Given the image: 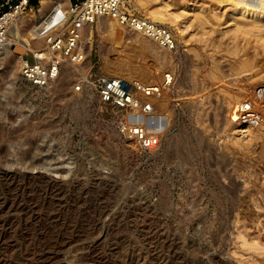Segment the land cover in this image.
<instances>
[{
    "label": "rangeland",
    "instance_id": "rangeland-1",
    "mask_svg": "<svg viewBox=\"0 0 264 264\" xmlns=\"http://www.w3.org/2000/svg\"><path fill=\"white\" fill-rule=\"evenodd\" d=\"M126 6L167 15L175 47L163 53L173 63L126 32L109 35L98 19L83 29L86 74L115 77L108 69L138 64L160 73L147 84L172 76L153 151L120 133L119 110L76 89L82 73L61 67L56 83L36 90L18 60L11 71L0 54V264H264V121L247 132L228 120L223 99L237 91L236 76L244 102L264 84V31L241 33L230 7L208 0ZM32 14L39 19L37 7L24 16ZM247 56L258 74L238 73Z\"/></svg>",
    "mask_w": 264,
    "mask_h": 264
},
{
    "label": "built area",
    "instance_id": "built-area-1",
    "mask_svg": "<svg viewBox=\"0 0 264 264\" xmlns=\"http://www.w3.org/2000/svg\"><path fill=\"white\" fill-rule=\"evenodd\" d=\"M44 0H0V50L9 36V27L20 16L32 11ZM41 30L46 49H25L20 75L29 87L45 89L53 83L64 61L82 63L86 58L81 45L83 29L87 24L96 22L100 17L108 16L122 25L133 26L144 32L165 49L175 47V38L165 25L145 19L137 13H130L122 0H57ZM70 5L65 8L62 2ZM36 2V4H35ZM51 21V22H50ZM48 22V23H47ZM50 22V23H49ZM56 30H53L54 28ZM172 77L166 74L160 84H147L137 80L86 74L76 87L91 88L99 100L119 110L122 116L116 126L128 140H132L141 151L150 152L157 148L161 132L156 129L159 123L158 113L154 108L153 97L159 96L170 86ZM258 96L261 94L257 91ZM239 118L251 125L259 126L261 119L255 114L252 103L245 101L237 109Z\"/></svg>",
    "mask_w": 264,
    "mask_h": 264
},
{
    "label": "bare ground",
    "instance_id": "bare-ground-1",
    "mask_svg": "<svg viewBox=\"0 0 264 264\" xmlns=\"http://www.w3.org/2000/svg\"><path fill=\"white\" fill-rule=\"evenodd\" d=\"M208 1L213 3V4H219V5L224 4L225 6H229L230 7L229 8L230 9L229 10L230 11V19H232L235 22V24L237 26V30L240 31L241 33H244V34H250V33L256 34L257 33L260 36L263 35L264 25L261 24L260 21L262 19H264V0H208ZM57 2H58L57 0H44V1H42L43 5H44V10L40 11L39 19L34 14H32V16H30V18H27L24 15H22V16L18 17L13 22V24L9 27V36L7 38V42L4 45V47L0 50V54L2 55L5 53V56L2 58V60L5 61V63L7 64V67H9L11 69V71L15 70V67H16L15 60L16 61L18 60V62L20 64L19 69L21 71V63H22V58H23L22 56L24 55V52H22V50L24 51L26 48L32 49V50H38V49L45 50L47 48L46 46L41 47L42 45H45L44 39L41 36V30L44 27V23H45L46 19L48 18L50 11L56 5ZM122 2H123L124 7L130 13H134L133 10H130L129 7L126 6V0H122ZM62 5H63V7L67 8L70 5V3L68 1H65V2H62ZM145 14H146L145 19H148L150 21L156 22V23L161 24V25H165L166 21L168 20L167 15H165L161 11L149 10ZM99 19H100L99 20L100 24L97 25V27L104 29L105 31H107L109 33V35L117 38V37H121L126 32V37H127L126 39H129V41L133 45H135L137 48L150 53L153 57H155L157 59L164 60L168 64L173 63V59H172L173 57L171 58L169 55L163 53V51L166 49L163 48L155 40L148 37L144 32L137 30L133 26L122 25L119 21L112 19L108 16L100 17ZM248 19H250L256 23L250 24L247 21ZM95 23L96 22L87 24L84 29L86 31L91 29L93 26H95ZM251 25L253 28L251 27ZM57 28H59V27L52 29V31L56 30ZM166 28H168V27H166ZM18 45H21L22 47H24V49L20 48ZM25 52H26V50H25ZM253 62L254 61L252 59V56H247L246 58L241 59L239 61V65L242 67V70H241V72H238V73L239 74L244 73L243 75H245V73H249V74L254 73L255 71L252 73L250 72L251 70L256 68V66H252ZM214 65H216V63ZM61 67H65V71H66L67 75L75 74L77 72L82 73L83 75H86V72H87L86 69H88L90 67V62L86 58L80 64H74V63H71L70 61H64L61 65ZM126 67L127 68H125V69H121V68L117 69V67H116V69H108L107 68L108 74H112L115 77H120V78L125 77V78H128L129 80H138V81H142V82L145 81L146 83H151V81H154L160 75V73L157 74V68L154 69L153 67H146L144 65H138V64L137 65L136 64H130V65L126 64ZM257 68H258V66H257ZM216 69H218V68H216ZM218 71H220V70H218ZM259 72L261 73L262 71H259ZM255 74H258V72H255ZM60 76H61V73L59 72L57 79L53 83H51L50 85H53L54 83H56V81L60 78ZM235 76H236V74H235ZM232 77H234V76L232 75ZM236 77H238V76H236ZM236 77L231 79V80H233V81L235 80L237 82L235 87H233L234 89H232V90L236 89L237 91L234 94L228 92L223 96V99H224L226 107H227L226 112H228V120H232L233 122L232 121H230V122H232L233 124H236L239 122L245 123L237 115V109H238L239 105L244 102L243 99H240L237 97V94L243 92L244 86L242 85V87H241L239 85L240 84L238 82L239 79L237 81ZM239 78H240V76H239ZM218 81H220V80L218 79ZM223 81L221 80V82L219 83V85L217 87H219L220 85H223V83H224ZM172 82H173V80L171 81V83ZM230 83H231V81H230ZM227 84H228V82H227ZM241 84H243V83H241ZM50 85L48 87H50ZM224 87H225V85H224ZM230 87L232 88V86H230ZM167 89H168V87H166V89L163 91L162 94L150 99L154 105L155 110L163 108V112L164 113L167 112V110H168L167 107L169 105L168 104L169 101H167V99L164 95L165 91ZM208 89H210V88H208ZM244 91H245V88H244ZM254 91L255 92H254L253 96L249 99V102L252 103L255 114L263 122L264 121V114H263L264 113V84L259 83V85H257L255 87ZM257 91L260 92V94H261L260 97L258 96ZM201 97H203V96L202 95H200V96L190 95V96H186L185 99H191V100L198 101ZM202 100H203V98H202ZM198 104H199V101H198ZM158 115H160V114H158ZM164 115H162V117ZM163 127H164V129H166L165 124ZM245 127H246V129L249 127L247 129V132L252 130L251 125L247 124ZM245 127L240 132L244 133L246 131V130L243 131L245 129ZM161 132H163V131L161 130ZM225 165H227V164H225Z\"/></svg>",
    "mask_w": 264,
    "mask_h": 264
},
{
    "label": "trees",
    "instance_id": "trees-1",
    "mask_svg": "<svg viewBox=\"0 0 264 264\" xmlns=\"http://www.w3.org/2000/svg\"><path fill=\"white\" fill-rule=\"evenodd\" d=\"M74 1H77V0H74Z\"/></svg>",
    "mask_w": 264,
    "mask_h": 264
}]
</instances>
